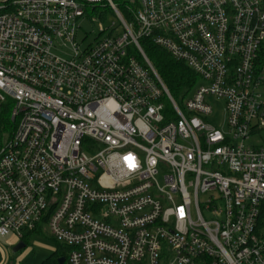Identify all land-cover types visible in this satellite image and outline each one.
<instances>
[{
  "label": "built area",
  "instance_id": "obj_1",
  "mask_svg": "<svg viewBox=\"0 0 264 264\" xmlns=\"http://www.w3.org/2000/svg\"><path fill=\"white\" fill-rule=\"evenodd\" d=\"M93 11L120 24L83 48ZM142 40L199 76L182 107ZM263 51L264 0H0V237L42 227L66 264H264Z\"/></svg>",
  "mask_w": 264,
  "mask_h": 264
},
{
  "label": "trees",
  "instance_id": "obj_2",
  "mask_svg": "<svg viewBox=\"0 0 264 264\" xmlns=\"http://www.w3.org/2000/svg\"><path fill=\"white\" fill-rule=\"evenodd\" d=\"M140 44L168 89L171 97L176 104L182 107L185 100H187L199 86L201 82L199 76L184 63L175 61L168 52L157 47L151 41L142 40ZM261 62L262 64L264 62V51L261 54ZM11 127L12 124L8 112L5 111L0 121V128L5 130ZM259 228L264 234V205L261 210ZM36 232L43 233L42 227L28 234L23 242L27 244ZM52 240L55 241L54 239ZM55 242L58 244V247L45 264H59L61 258H65L64 264H66L70 249L57 241Z\"/></svg>",
  "mask_w": 264,
  "mask_h": 264
},
{
  "label": "rangeland",
  "instance_id": "obj_3",
  "mask_svg": "<svg viewBox=\"0 0 264 264\" xmlns=\"http://www.w3.org/2000/svg\"><path fill=\"white\" fill-rule=\"evenodd\" d=\"M122 3V1H117ZM106 17L103 19L100 14L93 11L89 16L79 20L80 30L77 41L83 47L93 44L97 37L100 36V26L108 28L112 25L119 26V21L115 15L106 11ZM105 15V14H103ZM92 18L95 22H92ZM67 57V56H65ZM43 233H35L22 250L14 252V249L20 243V240L11 235L0 237V264H45L49 257L56 251L58 244L53 241L44 229Z\"/></svg>",
  "mask_w": 264,
  "mask_h": 264
},
{
  "label": "water",
  "instance_id": "obj_4",
  "mask_svg": "<svg viewBox=\"0 0 264 264\" xmlns=\"http://www.w3.org/2000/svg\"><path fill=\"white\" fill-rule=\"evenodd\" d=\"M26 247V244L23 242V241H21L18 245H17V247L14 249V252H17V251H19V250H22L23 248H25ZM65 263V258H61L60 260H59V264H64Z\"/></svg>",
  "mask_w": 264,
  "mask_h": 264
},
{
  "label": "crops",
  "instance_id": "obj_5",
  "mask_svg": "<svg viewBox=\"0 0 264 264\" xmlns=\"http://www.w3.org/2000/svg\"><path fill=\"white\" fill-rule=\"evenodd\" d=\"M46 232V231H45Z\"/></svg>",
  "mask_w": 264,
  "mask_h": 264
}]
</instances>
